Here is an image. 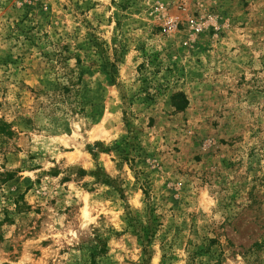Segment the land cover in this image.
Wrapping results in <instances>:
<instances>
[{"label":"rangeland","instance_id":"374dc122","mask_svg":"<svg viewBox=\"0 0 264 264\" xmlns=\"http://www.w3.org/2000/svg\"><path fill=\"white\" fill-rule=\"evenodd\" d=\"M0 232V264H264V0H0Z\"/></svg>","mask_w":264,"mask_h":264},{"label":"trees","instance_id":"16d2710c","mask_svg":"<svg viewBox=\"0 0 264 264\" xmlns=\"http://www.w3.org/2000/svg\"><path fill=\"white\" fill-rule=\"evenodd\" d=\"M128 123V122H127ZM122 154H123V160H125V161H130V158L128 157V153H126V152H122ZM143 193L145 194V195H147V190L146 189H143ZM1 235H2V233L0 232V238H1ZM98 252H99V254H103L104 252H105V250L103 249V248H100L99 250H98Z\"/></svg>","mask_w":264,"mask_h":264}]
</instances>
